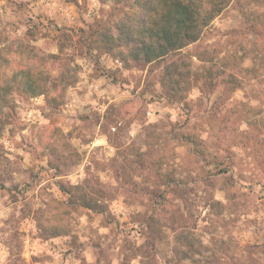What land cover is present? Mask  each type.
I'll return each instance as SVG.
<instances>
[{"label":"clouds","instance_id":"obj_1","mask_svg":"<svg viewBox=\"0 0 264 264\" xmlns=\"http://www.w3.org/2000/svg\"><path fill=\"white\" fill-rule=\"evenodd\" d=\"M0 264H264V0H0Z\"/></svg>","mask_w":264,"mask_h":264}]
</instances>
